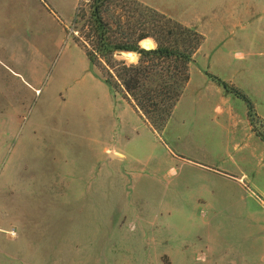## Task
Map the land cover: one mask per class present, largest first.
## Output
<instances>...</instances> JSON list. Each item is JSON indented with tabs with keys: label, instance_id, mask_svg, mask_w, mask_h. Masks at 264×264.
<instances>
[{
	"label": "rangeland",
	"instance_id": "rangeland-1",
	"mask_svg": "<svg viewBox=\"0 0 264 264\" xmlns=\"http://www.w3.org/2000/svg\"><path fill=\"white\" fill-rule=\"evenodd\" d=\"M137 1L203 36L161 134L87 57L94 0H0V264H264V0Z\"/></svg>",
	"mask_w": 264,
	"mask_h": 264
},
{
	"label": "trees",
	"instance_id": "trees-1",
	"mask_svg": "<svg viewBox=\"0 0 264 264\" xmlns=\"http://www.w3.org/2000/svg\"><path fill=\"white\" fill-rule=\"evenodd\" d=\"M111 2L126 11L127 21L122 22V15L118 16L112 31L118 30L122 36L109 34L111 28L103 20L102 11ZM91 15L96 39L92 48L84 40L82 46L87 57L94 65L102 64L101 60L110 65L114 71L107 72L106 82L122 90L152 130L161 134L188 83L189 65L203 36L137 0H94ZM146 38L153 39L152 48L140 46ZM119 53H135L137 61L117 60L113 64V56ZM223 85L250 106L244 94L226 83Z\"/></svg>",
	"mask_w": 264,
	"mask_h": 264
},
{
	"label": "crops",
	"instance_id": "crops-1",
	"mask_svg": "<svg viewBox=\"0 0 264 264\" xmlns=\"http://www.w3.org/2000/svg\"><path fill=\"white\" fill-rule=\"evenodd\" d=\"M225 7H233V4L231 2H228V4H223L222 6H220V8H225ZM224 13H215L216 16H219V15H223ZM196 23H200V22H196ZM243 22L242 20H226V19H223V18H216L214 21H212V28H201L205 33V40H204V44L205 43H212L206 53H205V56L206 57H212V58H218V60L220 58L222 59H225V64L229 63L226 58L229 57L232 52L227 49L224 51V45H225V40H226V36L222 34V29H225L227 30V28L229 29V25H234V26H237V25H241ZM194 24V22H193ZM201 24H198V26H200ZM241 29V28H240ZM243 28L240 30L242 31ZM238 35V39L240 40L242 37L244 38V35L241 34H237ZM242 38V39H243ZM1 45V44H0ZM232 56H236V57H240L242 56V53H240L239 51H235ZM219 63L221 64V60H219ZM215 65V64H214ZM213 67V66H212ZM211 84L213 85V83L211 82ZM213 87H215L213 85ZM187 91V86H186V89L184 91V93ZM125 100V99H124ZM126 101V100H125ZM131 107H133L128 101H126ZM134 108V107H133ZM135 109V108H134ZM135 111L140 115V113L135 109ZM218 111V110H217ZM141 116V115H140Z\"/></svg>",
	"mask_w": 264,
	"mask_h": 264
},
{
	"label": "built area",
	"instance_id": "built-area-1",
	"mask_svg": "<svg viewBox=\"0 0 264 264\" xmlns=\"http://www.w3.org/2000/svg\"><path fill=\"white\" fill-rule=\"evenodd\" d=\"M5 233L11 235V236H14L15 235V231L13 229H7L5 230Z\"/></svg>",
	"mask_w": 264,
	"mask_h": 264
},
{
	"label": "bare ground",
	"instance_id": "bare-ground-1",
	"mask_svg": "<svg viewBox=\"0 0 264 264\" xmlns=\"http://www.w3.org/2000/svg\"><path fill=\"white\" fill-rule=\"evenodd\" d=\"M144 46H145V47H148V43H144ZM133 58H137V56H136L135 53L133 54Z\"/></svg>",
	"mask_w": 264,
	"mask_h": 264
},
{
	"label": "water",
	"instance_id": "water-1",
	"mask_svg": "<svg viewBox=\"0 0 264 264\" xmlns=\"http://www.w3.org/2000/svg\"><path fill=\"white\" fill-rule=\"evenodd\" d=\"M143 47H144V48H148V49H149V48H152L153 46H151V47H145V46H143ZM121 54H122V53H121Z\"/></svg>",
	"mask_w": 264,
	"mask_h": 264
}]
</instances>
